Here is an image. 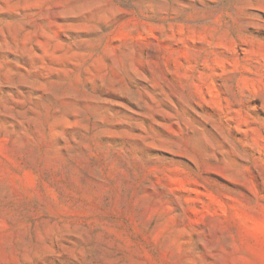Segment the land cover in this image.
<instances>
[{
    "label": "rangeland",
    "instance_id": "374dc122",
    "mask_svg": "<svg viewBox=\"0 0 264 264\" xmlns=\"http://www.w3.org/2000/svg\"><path fill=\"white\" fill-rule=\"evenodd\" d=\"M0 264H264V0H0Z\"/></svg>",
    "mask_w": 264,
    "mask_h": 264
}]
</instances>
